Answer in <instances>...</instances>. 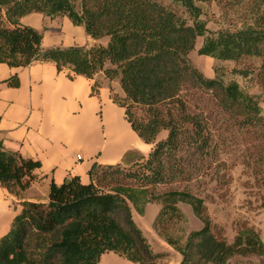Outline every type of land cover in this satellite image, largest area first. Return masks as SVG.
<instances>
[{
  "label": "trees",
  "instance_id": "trees-1",
  "mask_svg": "<svg viewBox=\"0 0 264 264\" xmlns=\"http://www.w3.org/2000/svg\"><path fill=\"white\" fill-rule=\"evenodd\" d=\"M209 1L243 9L241 26L210 30L196 0H0V63L18 67L50 61L57 71L66 69L70 79L102 72L108 80H118L126 104L114 95L113 101L124 107L137 135L151 144L147 156L140 155V170L121 167L130 160L131 153H126L121 163H93L86 183L76 175L61 184L52 182L47 202L23 201L0 237V264H99L106 251L138 264H163L168 253L152 250L131 212L132 205L143 213L148 202L160 204L153 227L181 254L179 264H229L236 255H264V242L253 227L241 226L231 242L218 238L201 197L184 189L157 191L160 182L184 173L183 162L176 160L180 151L206 154L213 138L207 119L213 112L227 116L232 127L249 135L248 141L254 139L256 145L246 149L264 173V0ZM31 12L67 16L94 42L44 46L42 32L20 22ZM198 37L203 38L199 55L232 61L260 58L256 74L261 97L221 73L206 77L189 57ZM103 38L104 44L97 42ZM233 73L247 76L249 71ZM6 83L16 87L19 82L11 76ZM196 94L210 102L209 112L189 108L188 96ZM132 106L140 107L144 116L133 117ZM162 131L165 136L158 138ZM39 166L0 143V185L9 193L21 196ZM179 203L189 205L202 223L184 243L183 235L170 232L172 221L184 217Z\"/></svg>",
  "mask_w": 264,
  "mask_h": 264
},
{
  "label": "crops",
  "instance_id": "crops-1",
  "mask_svg": "<svg viewBox=\"0 0 264 264\" xmlns=\"http://www.w3.org/2000/svg\"><path fill=\"white\" fill-rule=\"evenodd\" d=\"M20 22L42 32L44 46H85L91 40L84 27L74 25L67 16L31 12ZM11 76L17 77L18 86L7 85ZM113 93L124 95L118 80H108L102 72L93 78L76 75L70 79L66 69L57 71L50 61L18 67L0 63V143L40 162L33 171L35 179L21 196L0 185V237L10 229L23 201L47 202L52 182L61 184L76 175L86 183L93 163L114 165L126 153H131L130 160L135 152L149 153L151 144L133 130L124 107L113 101ZM260 106L264 115V102ZM159 209L160 204L148 202L139 213L131 205L134 221L155 252L173 249L153 227ZM179 255L174 264H179ZM162 262L172 264L169 259ZM99 264L138 263L106 251Z\"/></svg>",
  "mask_w": 264,
  "mask_h": 264
},
{
  "label": "rangeland",
  "instance_id": "rangeland-1",
  "mask_svg": "<svg viewBox=\"0 0 264 264\" xmlns=\"http://www.w3.org/2000/svg\"><path fill=\"white\" fill-rule=\"evenodd\" d=\"M164 2L168 3V1ZM196 3L202 9L201 18L205 20L206 26L212 31L233 30L240 27L245 19V13L241 8L227 9L209 0H196ZM172 7L175 8V6ZM178 10L181 11V9ZM52 38L56 39L54 35ZM202 39V37L197 38L194 50L189 53L192 63L206 77H214L216 72L221 73L225 80H236L244 90L260 98L261 87L256 74L260 58L247 56L238 61H232L199 55L197 49ZM93 42L91 39L89 44ZM97 42L104 44L106 39L103 38ZM233 69H244L249 71V74L242 76L233 73ZM113 95L120 102L126 104L123 96L116 93ZM188 99L189 108L192 110H196V107L197 109L205 107L209 112L212 109L210 102L207 103L206 98L200 99L197 94L188 96ZM131 111L132 116L138 119L144 116V111L138 106H132ZM207 120L213 138L209 142L206 154H199L194 149L188 153L180 151L176 155V160L183 162L184 173L160 182L157 191L184 189L201 197L205 212L211 220L212 232L218 238H225L231 242L238 229L243 225H248L259 232L264 242V173L260 163L250 156L246 149L251 143L256 145V142H253L252 138L248 141V134L238 131L236 126L232 127L231 120L227 119V116L213 112V117ZM164 136L165 132L162 131L158 138ZM140 155L147 156L135 152L132 159L121 167L125 171L140 170L144 162ZM164 174L167 178L166 173ZM178 206L184 217L172 221L170 232L173 235H183L181 242L184 243L189 231L200 228L202 223L193 214L189 205L179 203ZM162 252L168 253L162 260L169 259L172 264L177 261L179 254L176 250L169 249L162 250ZM179 257L181 256L179 255ZM229 264H264V255H236L230 259Z\"/></svg>",
  "mask_w": 264,
  "mask_h": 264
}]
</instances>
